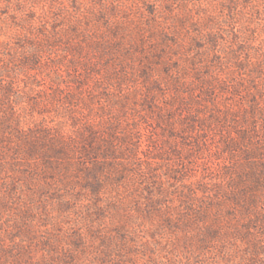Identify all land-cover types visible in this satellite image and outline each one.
I'll use <instances>...</instances> for the list:
<instances>
[{
    "label": "rangeland",
    "instance_id": "374dc122",
    "mask_svg": "<svg viewBox=\"0 0 264 264\" xmlns=\"http://www.w3.org/2000/svg\"><path fill=\"white\" fill-rule=\"evenodd\" d=\"M0 264H264V0H0Z\"/></svg>",
    "mask_w": 264,
    "mask_h": 264
}]
</instances>
